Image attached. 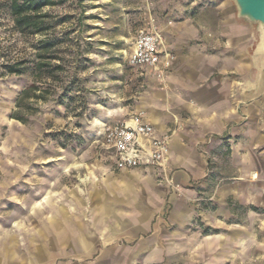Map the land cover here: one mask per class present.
I'll return each mask as SVG.
<instances>
[{
  "label": "rangeland",
  "instance_id": "374dc122",
  "mask_svg": "<svg viewBox=\"0 0 264 264\" xmlns=\"http://www.w3.org/2000/svg\"><path fill=\"white\" fill-rule=\"evenodd\" d=\"M3 2L0 0V72L3 65L20 60L27 62L28 70L22 76L0 75V247L9 237L17 238L22 256L26 255L25 264L27 234L45 227L47 215L55 214L56 205L47 207L45 198L71 207L76 192L86 198L91 183L100 187L105 168L112 176L122 171L102 145L103 127L144 116L145 112L136 109L152 90L151 80L158 81L150 78L152 74L159 75L163 90L170 89L168 74L175 59L170 53L164 54L166 60L158 70L128 65L138 31L156 28L163 38L162 21L183 15L177 12L179 4L190 7L184 14L188 17L235 16V9L230 1L212 0H63L46 12L55 21L65 22L47 36L26 37L13 29ZM239 25L249 38L242 37L240 43V63L248 64L244 80L241 76V95L259 92L255 99L259 110L251 116L259 125L257 137L261 140L248 147V140H254L250 134L256 131L248 126L247 104L241 105L236 140L244 145L235 161L216 158L218 153L204 154L211 180L187 187L196 193L193 218L182 226L176 218L172 225L168 222L171 208L179 201L173 203L166 195L162 202L168 222L162 224L163 235L171 231L175 241L187 248L161 264H264V70L250 55L254 45L251 28ZM53 36L61 43L57 59L47 62L62 70L55 80L46 73L37 81L31 71L37 61L35 47ZM33 83L47 92V101L31 99L33 111L27 113V107L17 111L18 97ZM15 111L26 123L13 118ZM169 135L172 140L173 134ZM245 149L250 152V163L244 161ZM166 181L178 199L183 197L181 185ZM222 187H233L235 192L217 195ZM136 200L133 205L139 203ZM85 202H76L85 224H65L75 236L78 230H99L94 226L98 215L91 211L92 202ZM151 235L150 231L147 237ZM49 244L53 247L47 257L32 258L33 264H145L138 258L135 240ZM56 244L64 246L56 248ZM87 245H91L89 249ZM0 264L7 263L1 260Z\"/></svg>",
  "mask_w": 264,
  "mask_h": 264
},
{
  "label": "crops",
  "instance_id": "0c3cea01",
  "mask_svg": "<svg viewBox=\"0 0 264 264\" xmlns=\"http://www.w3.org/2000/svg\"><path fill=\"white\" fill-rule=\"evenodd\" d=\"M188 9V5L179 4L177 12L183 15L162 21V63L166 60L164 54L170 53L175 57L168 74L170 89L163 90L159 75L152 74L150 78H157L158 81L151 80L152 90L136 109L145 112L143 121L154 128L155 136L173 134L168 166L165 169H127L115 176L105 168L100 187L91 183L86 198L76 192L75 202L71 207L45 198L43 202L47 207L56 205L55 214L47 215L45 227L36 230L35 234H27L25 264H33L32 258L47 257L53 247L49 244L51 242L78 244L86 241L90 244L97 239L108 241L122 238L138 241V258L145 264H161L167 258L177 257L176 253L187 247L182 242H176L169 230L164 236L162 224L169 222L174 225L178 218L181 220L178 224L182 226L193 218L196 213V193L194 189L187 187L203 180H211L209 160L204 154L210 153L213 156L218 153L216 158L232 161L238 158V149L244 145V142L237 143L236 140L240 131L241 105L247 104L244 111L250 115L248 126L251 125L249 127L256 131L250 134L254 140H248V147L256 145V139L261 140L257 137L259 125L252 122L251 116L255 110H259L255 103L259 92L254 90L255 92L241 95V84L248 64L246 67V64L240 63V43L242 37L249 38L241 30L234 15L184 16ZM263 49L264 44H261L259 50ZM116 123L120 122L113 124ZM244 154L247 155L244 157L245 163H250V152L246 150ZM110 157L113 160L111 154ZM166 178L184 188L183 197L177 198V192L168 186ZM234 192L233 187H222L217 190V195L232 196ZM166 195H170L173 203L174 200L179 201L177 206L171 208L167 223L164 219L166 206L162 204ZM137 198L139 203L133 205ZM87 200L92 202L91 211L98 215L94 219V226H99V230H78V235L75 236L65 224H75L78 227L81 223L85 224L84 221L81 222L76 202L86 204ZM40 205L42 210V202ZM144 207L146 211L142 210ZM130 209L135 211L130 212ZM155 218L157 221L153 223ZM89 225L90 223L88 227ZM150 231L152 235L148 238ZM63 246L64 244H56L55 247ZM77 246L81 247L80 244ZM87 246L89 249L91 245ZM25 258L17 238L12 236L6 244L2 242L0 261L24 264Z\"/></svg>",
  "mask_w": 264,
  "mask_h": 264
},
{
  "label": "built area",
  "instance_id": "2783aa9c",
  "mask_svg": "<svg viewBox=\"0 0 264 264\" xmlns=\"http://www.w3.org/2000/svg\"><path fill=\"white\" fill-rule=\"evenodd\" d=\"M162 40L156 28L139 30L127 58L128 65L139 69L161 68L164 65L160 50ZM101 137L103 147L112 155L115 166L120 170L146 167L165 169L169 164L170 135L155 136L154 128L143 121L142 115L105 125Z\"/></svg>",
  "mask_w": 264,
  "mask_h": 264
},
{
  "label": "trees",
  "instance_id": "16d2710c",
  "mask_svg": "<svg viewBox=\"0 0 264 264\" xmlns=\"http://www.w3.org/2000/svg\"><path fill=\"white\" fill-rule=\"evenodd\" d=\"M61 3H63V0H4L3 6L13 23V29L18 34L26 37L47 36L48 33L55 30L58 25L65 22V20L55 21L53 17L46 12L47 9L56 7ZM60 43L61 40L56 36L38 42L35 47L37 51V61L34 64V68L31 69L37 81L42 79L43 75L46 73H48L50 78L55 80L56 73L62 70L61 66L47 62L48 59H57L56 55ZM2 69L3 72H0L1 76H22L26 74L28 70L27 62L24 60L7 63L2 66ZM46 94L47 92H43L37 83L31 84L18 97L16 102L17 111L26 107L27 113L28 111H33L34 108L29 104V101L34 99L37 102H46ZM17 111L14 112L13 118L22 123H26L25 118ZM31 114H33V112H31Z\"/></svg>",
  "mask_w": 264,
  "mask_h": 264
},
{
  "label": "water",
  "instance_id": "95a60500",
  "mask_svg": "<svg viewBox=\"0 0 264 264\" xmlns=\"http://www.w3.org/2000/svg\"><path fill=\"white\" fill-rule=\"evenodd\" d=\"M230 1L235 9L236 21L251 28L254 45L250 55L254 62L264 70V49L259 46L264 44V0H212Z\"/></svg>",
  "mask_w": 264,
  "mask_h": 264
}]
</instances>
